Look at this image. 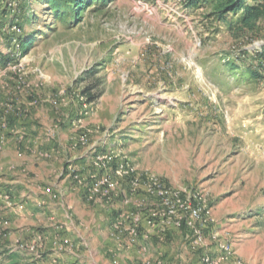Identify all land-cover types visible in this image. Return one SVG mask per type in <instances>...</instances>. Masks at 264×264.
Wrapping results in <instances>:
<instances>
[{
    "label": "rangeland",
    "instance_id": "rangeland-1",
    "mask_svg": "<svg viewBox=\"0 0 264 264\" xmlns=\"http://www.w3.org/2000/svg\"><path fill=\"white\" fill-rule=\"evenodd\" d=\"M50 8L45 0H0V199L6 201L1 194L11 177L54 187L58 174L70 181L65 195L82 189L67 165L98 179L105 171L96 155L108 154L114 176L123 162L126 176L155 174L165 189L202 207L200 221L166 229L164 240L154 235V259L206 264L207 252L223 258L220 264H264V77L230 66L244 57L256 65L264 22L233 39L209 10L179 0L94 5L72 26L70 16L62 21ZM26 12L32 22L23 20ZM31 32L37 38L23 53L19 39ZM84 199L88 209L73 213L74 221L87 223L93 239L70 247L88 255V264H115L107 253L112 221L94 211L102 200ZM55 213L63 218L58 206L49 215ZM200 222L205 245L195 247L193 226ZM11 230L0 217L1 249L15 243ZM136 254L116 261L142 264Z\"/></svg>",
    "mask_w": 264,
    "mask_h": 264
},
{
    "label": "built area",
    "instance_id": "built-area-1",
    "mask_svg": "<svg viewBox=\"0 0 264 264\" xmlns=\"http://www.w3.org/2000/svg\"><path fill=\"white\" fill-rule=\"evenodd\" d=\"M97 165L105 172L98 179H91L88 181V169L78 168L72 164L67 165V176L72 179L79 187L82 188L84 197L89 202L97 200L105 201L110 207H116L119 199H122L121 206L117 209L116 218L111 225V235L117 239L119 247L125 246L124 238L126 237L127 246H139L143 254L142 264H170L164 257L154 259L150 256V243L154 235L159 234V239L164 240V232L166 229L181 228L185 222L192 225L191 218L201 220L202 207H196L192 202L179 197L173 193L171 189H165L160 183L155 174H150L146 178L126 176L128 171L123 162H118L116 167V176L110 173V164L113 157L108 154H97ZM114 167V168H115ZM78 170H77V169ZM110 170V171H109ZM82 171V172H80ZM92 177V176H91ZM127 180L129 189H122ZM44 192L48 194L54 201L63 199L65 194L62 190H55L52 186H45ZM139 193H143L144 197L136 199ZM137 194V195H136ZM173 194V195H171ZM8 203H12L13 196L11 192L5 190L2 192ZM151 198H156L159 202L160 208H157ZM149 202H152L151 207L148 208ZM45 201L39 202V205H44ZM127 206L130 210H124ZM156 206V207H155ZM115 209V208H114ZM132 209H134L132 211ZM182 214H189V218L185 219ZM203 223L194 225V238L192 243L195 247H202L205 245ZM21 248H25L24 243L19 244ZM223 259V258H222ZM221 258L214 260L203 252L202 260L204 263L220 264Z\"/></svg>",
    "mask_w": 264,
    "mask_h": 264
},
{
    "label": "crops",
    "instance_id": "crops-1",
    "mask_svg": "<svg viewBox=\"0 0 264 264\" xmlns=\"http://www.w3.org/2000/svg\"><path fill=\"white\" fill-rule=\"evenodd\" d=\"M19 164L22 163L20 162ZM15 174L17 175V172H10V176H14ZM53 176L56 178L52 184L54 186L53 188L55 190L65 191L66 193L64 188L70 184L69 179L66 176L60 177L58 174H53ZM12 178H10V181H7L9 182V186L6 185L7 190L14 193L15 200L12 203H8L3 198L0 199V217L6 218L7 226L12 229L9 232V238L15 239V243H11L6 248L12 251H19L24 256L29 251L31 255H28L31 257L29 259L26 257V260L31 264H88V260H86L88 255L81 252H74L70 247L74 246V241H83V244L88 247V239L90 241L93 239V237L88 236L87 223L74 221V214L77 212V216L84 215L82 208L87 210L88 204H90L84 199L82 190L73 189L74 192H67L63 199L54 201L44 192V187L48 185L32 184L29 186L28 182L30 181L27 178H24V180L17 179V177ZM41 201H45V204L39 205ZM121 201L122 199L118 200L116 207H110V205L102 201L95 202L93 203V206L96 207L94 211L97 213H106L107 220L110 219L113 222L117 214L116 208L121 206ZM55 206H58L59 214L63 218H57L56 213L55 217L49 215L53 212ZM103 210L105 211L103 212ZM105 222L107 221L104 220V226L107 227L108 225ZM35 228H38V230ZM109 234L111 243L107 247V253L116 256H113L115 257V260L112 261L113 263L119 264L116 258L122 254L130 253L132 250L137 253L136 255L139 259H143V254L139 246H129V244L127 246V241L124 240V248L119 247V244L115 242L111 233ZM18 240L22 241L26 247L21 248L18 245ZM154 241L152 239L149 244L150 256H152L151 244ZM35 248L40 253L37 257L33 255L34 253L31 250ZM160 254L163 255L164 251H161ZM100 256L104 257V254H98L97 258H100ZM0 259L2 261L1 256Z\"/></svg>",
    "mask_w": 264,
    "mask_h": 264
},
{
    "label": "trees",
    "instance_id": "trees-1",
    "mask_svg": "<svg viewBox=\"0 0 264 264\" xmlns=\"http://www.w3.org/2000/svg\"><path fill=\"white\" fill-rule=\"evenodd\" d=\"M29 1V0H28ZM115 0H45V4L50 6L49 9L55 16L65 20L66 16L72 19L66 20L68 25H73L82 21V14L90 7L96 5L98 7H106L108 3ZM156 2V0H144ZM183 6L188 9L209 10L208 16L215 18L217 23L224 24L228 33L233 39H241L247 34L257 32L261 23L264 22V0H179ZM208 18V17H207ZM14 20L10 18L9 21ZM23 20L32 22L33 18L28 12L23 15ZM21 26V25H20ZM26 33L19 41L21 43V51L26 53L33 45L37 35ZM254 61L240 59L241 65L235 61L230 63L231 68L240 70V75H248L251 79L260 80L264 77V45L257 49L254 55ZM93 99L91 98L90 101ZM0 256L3 264H31L26 257L19 251L9 249H1Z\"/></svg>",
    "mask_w": 264,
    "mask_h": 264
}]
</instances>
